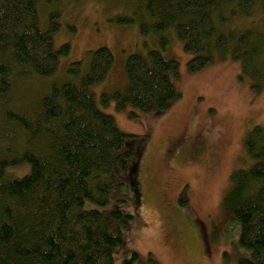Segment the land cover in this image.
<instances>
[{
    "label": "trees",
    "instance_id": "1",
    "mask_svg": "<svg viewBox=\"0 0 264 264\" xmlns=\"http://www.w3.org/2000/svg\"><path fill=\"white\" fill-rule=\"evenodd\" d=\"M58 0H0V100L12 92L15 80L44 79L56 73L70 44L54 50L58 15L40 27L39 7ZM234 3V4H233ZM139 31L158 35L166 49L172 30L195 57L191 72L202 71L215 56L264 72V27L255 31L227 28L232 4L250 17L264 0H138ZM226 12V14H227ZM236 18V17H235ZM234 19V18H233ZM117 23H133L127 18ZM229 26V25H228ZM115 64L112 52H89V64L74 62V79L53 84L20 112L5 111L8 127L0 147V264H114V251L123 243L120 211H106L109 195L119 184L113 172L124 168L130 153H122L127 135L96 105L91 88L106 79ZM179 63L156 49L145 57L132 54L125 64L127 84L101 96L117 111L127 106L143 112L168 108L181 97L172 78ZM1 139V138H0ZM22 143V145H21ZM251 164L231 175L223 205L241 225L240 244L247 256L239 264H264V126H255L246 139ZM26 167L17 176L13 169ZM183 202V198L180 200ZM129 219L132 217L129 216ZM138 258L133 253L124 264Z\"/></svg>",
    "mask_w": 264,
    "mask_h": 264
},
{
    "label": "rangeland",
    "instance_id": "2",
    "mask_svg": "<svg viewBox=\"0 0 264 264\" xmlns=\"http://www.w3.org/2000/svg\"><path fill=\"white\" fill-rule=\"evenodd\" d=\"M137 2L58 0L39 7L42 29L52 13L58 15L54 50L70 44V53L60 57L58 70L50 77L15 80L12 92L0 100V143L8 127L5 111L31 106L53 84L74 79L68 72L72 63L83 61L87 71L89 52L108 48L115 64L91 94L97 107L127 135L122 153L131 154L124 168L114 167L119 186L102 208L124 215L118 222L124 243L114 251V264H124L133 253L138 254L133 264H239L248 255L240 244L241 225L224 207L223 198L231 189V175L251 164L245 145L249 132L264 126V72L257 74L241 61L219 55L202 71H189L195 55L184 50L172 30L166 49L155 32L140 33L142 10ZM233 4L234 14L220 11L228 19L227 28L262 31L263 7L254 6L246 17ZM118 18L133 23H117ZM156 49L179 63V77L172 81L181 97L167 109L147 113L132 106L119 112L114 101L104 107L101 96L127 84L128 57H147ZM27 171L21 167L10 172L21 176Z\"/></svg>",
    "mask_w": 264,
    "mask_h": 264
},
{
    "label": "flooded vegetation",
    "instance_id": "3",
    "mask_svg": "<svg viewBox=\"0 0 264 264\" xmlns=\"http://www.w3.org/2000/svg\"><path fill=\"white\" fill-rule=\"evenodd\" d=\"M207 235H208V233L206 234V232H205V236H206V238H207Z\"/></svg>",
    "mask_w": 264,
    "mask_h": 264
}]
</instances>
